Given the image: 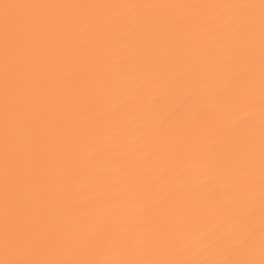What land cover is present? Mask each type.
I'll list each match as a JSON object with an SVG mask.
<instances>
[{
	"label": "snow or ice",
	"instance_id": "snow-or-ice-1",
	"mask_svg": "<svg viewBox=\"0 0 264 264\" xmlns=\"http://www.w3.org/2000/svg\"><path fill=\"white\" fill-rule=\"evenodd\" d=\"M0 264H264V0H0Z\"/></svg>",
	"mask_w": 264,
	"mask_h": 264
}]
</instances>
